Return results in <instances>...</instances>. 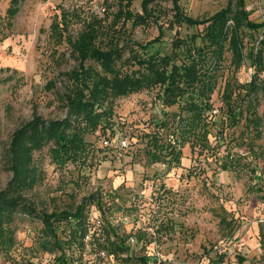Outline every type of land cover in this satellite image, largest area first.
<instances>
[{
  "label": "rangeland",
  "instance_id": "1",
  "mask_svg": "<svg viewBox=\"0 0 264 264\" xmlns=\"http://www.w3.org/2000/svg\"><path fill=\"white\" fill-rule=\"evenodd\" d=\"M143 1L132 0L131 11L141 14ZM175 1L187 16L198 19L210 17L235 2ZM125 3L24 0L17 16L10 19V0H0V191L12 179L6 153L15 131L35 114L46 120L67 115L65 94L71 81L65 74L78 62L67 41L59 44L54 22L66 15V34L77 38L89 22L100 21L103 35L98 44L107 49L118 40L123 58L117 64L125 73L138 68L133 64V55L179 52L183 59V48H175L174 42L181 39L188 45L191 37L202 30L186 24L171 26L174 0L150 2L154 18L139 26H134L133 21L118 20L117 14ZM246 5L250 19L264 23V0H246ZM160 31L159 41L147 53L143 51L142 46L159 37ZM243 38L247 53L260 46L261 32L244 30ZM225 58L216 73L212 101L214 105L222 103L225 83L231 81L232 103L242 115L236 125L217 119L218 127L212 128L217 139L209 147L201 143L192 151L186 145L181 168L167 174L163 164H150L147 160L143 134L153 130L164 109L157 89L116 99L109 125L87 136L91 146L85 159L57 167L52 161L53 144L38 151V181L24 194L25 203L34 206L38 216L25 210L17 213L12 224L16 244L9 251L0 249V264H53L60 251L54 247L53 237L45 234L41 214L74 211L92 193L102 194L103 206L108 205L106 212L114 215L112 219L122 217L116 228L122 238L143 234L147 241L157 239L162 252L175 261L264 264V72L256 80L259 90L248 98L242 87L255 73L250 59L246 57L242 67L235 69L229 52ZM87 65L99 68L93 61ZM250 102L260 125L248 130L247 119L253 111ZM173 110L177 107L170 109ZM117 134L128 139L127 148L120 150L103 144V138L114 139ZM87 210L91 215L94 207L88 206ZM158 227L164 230L156 231ZM222 240L228 245L219 247ZM45 241L50 243L47 249L42 244ZM66 251L87 264L98 261L94 250L79 252L67 245ZM135 253L139 258L141 252ZM119 262L139 264L134 259L119 258ZM105 263L108 264H100Z\"/></svg>",
  "mask_w": 264,
  "mask_h": 264
},
{
  "label": "trees",
  "instance_id": "2",
  "mask_svg": "<svg viewBox=\"0 0 264 264\" xmlns=\"http://www.w3.org/2000/svg\"><path fill=\"white\" fill-rule=\"evenodd\" d=\"M23 1L10 0L7 9L10 19L17 16ZM152 1L144 0L142 13L136 14L130 9L132 0H120L126 3L117 14L118 20L133 21L134 26L148 24L154 18V12L149 8ZM246 6V0H235L212 16L198 19L187 16L178 1L174 0L171 26L186 24L202 27L200 33L191 37L190 44L187 45L181 39L174 42L175 48H183V59L179 52L161 55L157 51L149 54L150 46L159 41L162 35L160 31L159 37L142 46V50L148 52L146 55L132 56L133 64L138 68L126 73L117 64L123 58V48L118 40L112 41L107 49L98 44L103 35L100 21L89 22L77 38L66 34V15L61 17L60 22H54L53 29L60 38L59 44L67 41L78 62L76 67L65 74L71 81L65 94L68 111L63 119L57 120H46L35 114L32 120L21 125L12 136L6 153L12 179L7 188L0 191V249L9 251L15 246L12 224L19 211L25 210L32 216H38L35 207L25 203L24 195L38 181L35 154L47 144H53L52 161L57 167L85 159L91 146L87 136L109 125L116 99L145 90H158L157 96L164 107L163 115L156 120L152 131L143 134V138L146 141L148 162L163 164L167 174L182 167L183 148L186 145L193 151L201 143L206 148L217 139L212 130L218 127L217 119L236 125L242 113L232 103L234 84L231 81L225 83L221 104L214 105L212 95L217 85V70L222 67L227 52L231 54V64L235 69L242 67L246 57L255 68L251 81L242 87L246 97L250 98L260 88L256 80L264 72V23L253 22ZM244 30L261 32L260 46L257 49L252 47L247 53L244 51ZM88 61L97 63L99 68L87 65ZM225 106L227 110L223 112ZM250 106L253 111L247 119L248 130L260 125L252 102ZM173 107H177V110L170 111ZM214 108L220 109L219 117L211 114ZM104 202L101 193H92L74 211L41 214L45 234L53 237L54 247L60 251L53 264H84L83 259H74L67 254L66 246L79 252L86 249L84 239L89 231L88 206L94 207L92 214L101 217L102 221L99 235H95L92 242V250L96 254L100 250H107L116 255L119 264V258L149 264L150 258L147 255L152 250L151 243L157 239L147 241L143 234L139 237L134 235L144 242L140 257L136 258L135 250L128 245L129 237L122 238L117 232V226L111 224L110 219L114 215L106 212L108 205L104 207ZM160 228L156 231L164 230ZM42 244L47 249L50 243L45 241ZM97 259V264L103 262Z\"/></svg>",
  "mask_w": 264,
  "mask_h": 264
},
{
  "label": "built area",
  "instance_id": "3",
  "mask_svg": "<svg viewBox=\"0 0 264 264\" xmlns=\"http://www.w3.org/2000/svg\"><path fill=\"white\" fill-rule=\"evenodd\" d=\"M211 114L214 117H219L220 111L217 108H214L211 111ZM103 144L106 147H113L115 149L123 150L128 147V139H126L124 136H121L120 134H117L114 139H110L109 137L103 138ZM122 217H118L115 219H110V222L113 226H118V224L121 222ZM102 221L101 217L95 216L91 214L89 216V231L85 235L84 242L86 244V248L91 252L92 249V242L94 240L95 235H99V231L101 230ZM128 245L131 247L132 250H142L144 247V242L139 240L136 236L131 235L128 239ZM228 243L225 240H222L219 242V247L226 246ZM152 250L148 252V257L150 258L149 264H193L191 262H184V261H175L170 256L165 255L162 252V248L160 246V243L157 240H154L151 243ZM96 258L102 259L104 262H107L108 264H116L117 257L113 253H109L107 250H100L96 254ZM86 264V263H84ZM91 264V263H90ZM92 264H97V261H94ZM106 264V263H105Z\"/></svg>",
  "mask_w": 264,
  "mask_h": 264
}]
</instances>
